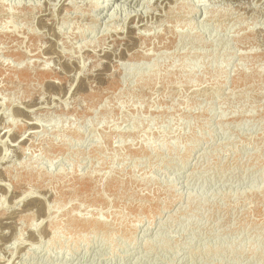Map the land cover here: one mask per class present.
<instances>
[{"label":"rangeland","instance_id":"374dc122","mask_svg":"<svg viewBox=\"0 0 264 264\" xmlns=\"http://www.w3.org/2000/svg\"><path fill=\"white\" fill-rule=\"evenodd\" d=\"M130 1L0 0V264H264V0Z\"/></svg>","mask_w":264,"mask_h":264},{"label":"bare ground","instance_id":"6f19581e","mask_svg":"<svg viewBox=\"0 0 264 264\" xmlns=\"http://www.w3.org/2000/svg\"><path fill=\"white\" fill-rule=\"evenodd\" d=\"M110 0H108V2H109ZM107 2V4H105L107 7L109 6V4L110 3H108ZM128 2V1H127ZM133 2V0H131L129 3H132ZM136 2H138V1H136ZM101 6H103V5H101ZM130 14V13H129ZM132 16H135V15H132ZM133 18V17H132ZM41 24H43V23H41ZM45 24V23H44ZM50 50H52V49H50ZM22 55V54H21ZM25 56V55H24ZM26 57V56H25ZM22 59H23V56H22ZM26 66V65H25ZM28 66V65H27ZM36 123L35 122H33V123H31L30 122V124H29V127L30 128H34V127H36ZM27 195V194H26ZM23 197V196H22ZM17 198H19V197H17ZM21 198V197H20ZM92 225H97V226H99V225H101V226H103V225H105L103 222H101V220L100 219H95V220H93L92 221Z\"/></svg>","mask_w":264,"mask_h":264}]
</instances>
